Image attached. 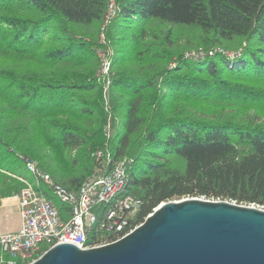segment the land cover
<instances>
[{
  "label": "trees",
  "instance_id": "trees-1",
  "mask_svg": "<svg viewBox=\"0 0 264 264\" xmlns=\"http://www.w3.org/2000/svg\"><path fill=\"white\" fill-rule=\"evenodd\" d=\"M106 22L114 57L105 98L96 48ZM178 30L186 50L240 57L182 61L186 45L171 48ZM263 82L264 0H0V204L24 189L12 175L27 157L71 192L130 161L125 195L142 201L133 227L190 197L264 209V124L241 112L264 98ZM189 103L232 110L209 115ZM43 190L68 220L69 205ZM100 214L88 246L121 236L98 231Z\"/></svg>",
  "mask_w": 264,
  "mask_h": 264
},
{
  "label": "water",
  "instance_id": "water-1",
  "mask_svg": "<svg viewBox=\"0 0 264 264\" xmlns=\"http://www.w3.org/2000/svg\"><path fill=\"white\" fill-rule=\"evenodd\" d=\"M33 264H264V209L198 197L161 203L114 243L59 244Z\"/></svg>",
  "mask_w": 264,
  "mask_h": 264
},
{
  "label": "built area",
  "instance_id": "built-area-1",
  "mask_svg": "<svg viewBox=\"0 0 264 264\" xmlns=\"http://www.w3.org/2000/svg\"><path fill=\"white\" fill-rule=\"evenodd\" d=\"M115 15L116 6L112 2L106 21ZM216 53L240 56V53H227L222 49ZM205 56L207 54L198 53L192 57L201 59ZM96 156L97 159L102 157L100 153ZM21 161L30 175V180L20 179L25 185L18 195L21 229L17 233L0 235V264H33L59 244H72L81 249L104 246L124 238L138 227H133V219L139 213L142 201L125 195L130 161L115 163L109 171L83 183L77 192L56 184L31 159L21 157ZM43 187L69 205L68 220L63 218L53 200L48 199ZM100 213L102 219L98 231L121 233V236L111 243L88 246L87 231L99 221Z\"/></svg>",
  "mask_w": 264,
  "mask_h": 264
},
{
  "label": "rangeland",
  "instance_id": "rangeland-1",
  "mask_svg": "<svg viewBox=\"0 0 264 264\" xmlns=\"http://www.w3.org/2000/svg\"><path fill=\"white\" fill-rule=\"evenodd\" d=\"M108 22V21H107ZM107 22L105 24H103L99 30L98 36H97V48H96V56L97 59L99 61V65H98V69L96 72V79L97 82H99L102 87L104 88V92L103 95L106 97H108V93L111 90V84H112V78H113V57H114V50L111 47V45L109 44L107 37H106V32H105V26H107ZM186 34H188L186 32V30H178L176 32L177 38L174 39V45H172V49L173 48H182L181 46H185L183 51L187 49V37ZM195 36H192L191 39H194ZM195 41V40H194ZM219 47H214L211 48L209 50H204V49H190V50H186L184 51L183 55H182V61H193V62H197V61H204L207 58H213L215 57L214 55H216V52L218 51ZM227 52V51H225ZM198 53H205L207 54V56H205L204 58H195L192 57ZM227 53H234V52H227ZM213 54V55H211ZM228 60H235L239 57L236 58L235 57H229L227 56ZM178 61L179 58L178 56L173 57V59H171L168 63V68L170 70H174L177 68L178 65ZM259 89H261L260 91H262V93L264 92V82L263 83H259ZM264 94V93H263ZM108 100V98H107ZM251 106L249 107V110H241L242 113H248L252 115V119L254 120H259V123L264 124V98H258L256 99L254 102L249 103ZM189 106L191 109L196 110L198 112H202L204 114H209V115H226L229 113L230 110H232L231 108L228 109V107H223V108H218V106H215L213 104H202V103H197V104H190ZM111 122H108L107 125V132H111ZM62 156V155H61ZM59 156V157H61ZM66 156V155H64ZM63 163H61L59 165L60 169H63L65 171H69V167L67 165H63ZM98 173V170H96L95 174ZM99 174V173H98Z\"/></svg>",
  "mask_w": 264,
  "mask_h": 264
},
{
  "label": "crops",
  "instance_id": "crops-1",
  "mask_svg": "<svg viewBox=\"0 0 264 264\" xmlns=\"http://www.w3.org/2000/svg\"><path fill=\"white\" fill-rule=\"evenodd\" d=\"M13 179L30 180V175L22 170L18 175H12ZM18 196H12L2 200L0 204V235L17 233L21 229V217L19 213Z\"/></svg>",
  "mask_w": 264,
  "mask_h": 264
}]
</instances>
